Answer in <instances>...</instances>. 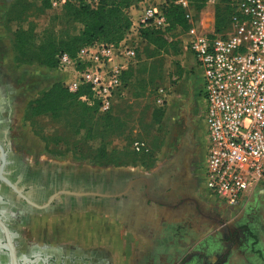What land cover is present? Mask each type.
<instances>
[{
    "label": "crops",
    "instance_id": "1",
    "mask_svg": "<svg viewBox=\"0 0 264 264\" xmlns=\"http://www.w3.org/2000/svg\"><path fill=\"white\" fill-rule=\"evenodd\" d=\"M15 1L0 0V210L9 208L12 202L14 156L24 153L31 157L27 158L29 162L40 160L47 145L34 122L42 116L28 115L30 102L55 83L66 80L57 69H51L56 72L47 81L39 80L42 65L17 62L14 37L5 21L6 11ZM130 14L136 15L135 11ZM29 80H35V85L28 86ZM186 142L182 152L172 153L170 145L163 147L150 168L135 164L87 172L89 180L97 176L102 180L100 189L85 182L71 186L70 180L66 181L67 189L57 191L38 180L35 186L39 194L44 190L58 193L57 211L53 207L50 210L52 220L59 226L69 221L68 235L51 241L53 255L67 257V264H72L73 258L78 259L75 264H196L197 251L209 258L225 253L232 246L229 236L224 245L217 240L216 245L208 247L209 252L204 251V245L217 239L219 228L226 225L221 218H230L234 211L208 192L204 185L206 154L196 150L191 140ZM37 170L43 171L37 172L41 175L48 174L42 167ZM98 193L102 198L99 204H93L92 194ZM109 200L115 202L113 212L108 210ZM37 203V209L42 208L39 210L47 207ZM242 212L238 219L244 217L246 210ZM43 216L30 213L27 219L31 221L24 226L37 235L38 220ZM251 221L245 216L239 223L250 227ZM253 224L255 227L250 230L257 240H248L223 264H264V224ZM188 256L191 257L186 260Z\"/></svg>",
    "mask_w": 264,
    "mask_h": 264
},
{
    "label": "rangeland",
    "instance_id": "2",
    "mask_svg": "<svg viewBox=\"0 0 264 264\" xmlns=\"http://www.w3.org/2000/svg\"><path fill=\"white\" fill-rule=\"evenodd\" d=\"M87 1L93 2V0ZM225 5L224 0H206L202 9L192 4L190 13L193 23L202 25L206 32L212 34L215 31L216 16L222 14ZM142 10L143 4L139 3L132 6L129 11H135L136 14H130L132 27L127 33L129 43L135 47L136 57L126 76L125 95L115 102L108 114L93 111L84 114L82 107L70 106L55 118L47 115L34 119L47 145L39 156L40 160L33 159L31 163L27 160V158L31 159L30 156L25 157L24 153H17L24 159L16 162L18 172L17 175H13V183L21 186L36 184L40 175L37 172H41L37 170L38 167L48 172L51 169H53L51 172L59 171L58 168L67 172L74 170L98 172L104 168L114 169L118 166L135 164L150 168L154 157L162 152L163 147L170 145L172 153L182 152V146L187 144L188 140L195 144V149L203 156L207 154L206 102L202 93L204 80L201 65L188 49V29L170 30L165 34L166 40L163 45L145 40L138 26ZM6 12L5 21L12 37L14 31L21 26L32 32L33 47L30 53L27 52L28 55L18 56L19 64L20 61L37 59V47L44 41L45 30H49L60 39L71 37L83 28L75 19L73 11L64 6L55 8L52 5L44 9L39 0H16ZM232 31V26L228 23L217 34L227 35ZM40 67L39 80L47 81L56 72L44 65ZM28 82V86L35 85V80ZM160 88L168 92V100L164 105L156 102L157 91ZM137 142L144 143L140 151L136 149ZM20 172H24L21 178ZM6 191L9 192L8 188ZM16 196L11 193L12 202L9 210L6 209L4 212L16 249L19 251L28 249L32 252L40 249L44 250V254H53L55 251L51 241L60 235H68L69 221L61 222L60 226L56 225L50 217L52 206L44 207V210L35 207L28 210L18 204V196ZM218 200L233 209L234 213L230 218L226 217V221L221 218L226 225L219 228L218 234L215 235L217 239L214 236L215 240L206 242L204 251L207 252L208 247L216 245L217 240L219 244L224 245L228 242L226 238L231 233L234 241L229 240L232 246L224 251L229 252L226 258L229 259L234 251L243 249L248 240H257L250 228L255 227L254 222L255 225L257 222L264 224V181L257 189L249 192L246 199L236 207L228 206L222 200ZM92 202L99 204L98 199H92ZM113 204L115 202L109 200V211H115L116 207ZM243 210H246L244 217L252 220L250 227L239 223V220L242 221L244 218L238 219L243 214ZM32 212L44 215L38 220L37 235H33L28 227L24 226L25 222L31 221L27 217ZM235 232H238L237 236ZM201 253L207 256L203 251ZM218 256L217 254L210 258L207 256L204 264L217 262ZM75 260L78 259L73 258L71 263L75 264ZM111 260L112 258L109 257V263ZM196 260V264H201L199 257ZM67 261V257H57L54 263L48 260L49 264H67Z\"/></svg>",
    "mask_w": 264,
    "mask_h": 264
},
{
    "label": "built area",
    "instance_id": "3",
    "mask_svg": "<svg viewBox=\"0 0 264 264\" xmlns=\"http://www.w3.org/2000/svg\"><path fill=\"white\" fill-rule=\"evenodd\" d=\"M66 3L51 0L55 8ZM233 3V31L227 35L209 34L193 23L190 0H144L138 26L166 31L164 7L175 4L186 10L188 49L201 65L204 80L205 185L212 196L236 207L264 181V0ZM135 57L126 35L119 44L87 45L75 57L60 53L57 70L66 76L69 92L82 91L79 100L105 114L125 95V73ZM167 100L168 92L158 89L157 104ZM143 146L136 143L138 151Z\"/></svg>",
    "mask_w": 264,
    "mask_h": 264
},
{
    "label": "trees",
    "instance_id": "4",
    "mask_svg": "<svg viewBox=\"0 0 264 264\" xmlns=\"http://www.w3.org/2000/svg\"><path fill=\"white\" fill-rule=\"evenodd\" d=\"M44 9L51 5V0H39ZM144 0H98L97 3L88 2L87 0H67L64 5L67 9L74 12L75 19L82 25V29L76 34L68 38H57L49 30H45V37L43 43L37 47V59L31 61H20V63H40L50 69H57L58 55L62 52L69 53L75 57L78 52L85 46L93 44L94 42H107L119 44L123 41L128 31L132 27V18L130 16V9L142 3ZM206 0H190V5L194 4L202 9ZM226 3L222 14H218L215 19L214 35L226 27L228 23L231 24L232 17L235 15L236 7L233 0H224ZM166 18L169 22V27L166 31H161L153 27L140 28V33L145 40L150 42L162 43L166 40L165 34L170 30L181 28L189 29L190 23L186 18V10L178 5L169 4L164 7ZM33 47V36L31 30L18 27L14 31V50L16 58L20 55H28ZM19 60V59H18ZM125 73V86L126 76ZM82 91L71 93L66 88L63 82H57L49 89L43 91L36 99L30 102L28 115L29 117H39L50 115L53 118L60 115V113L70 106H80L84 110L99 113L96 109L87 106L79 100ZM111 112V111H110ZM108 112V113H110ZM105 113V114H108ZM102 114V113H99ZM231 235V234H230ZM238 235V232H235ZM229 240L234 241L232 236ZM229 252H225L219 257L217 262L211 264H223L227 259ZM201 264L205 263V256H198Z\"/></svg>",
    "mask_w": 264,
    "mask_h": 264
},
{
    "label": "flooded vegetation",
    "instance_id": "5",
    "mask_svg": "<svg viewBox=\"0 0 264 264\" xmlns=\"http://www.w3.org/2000/svg\"><path fill=\"white\" fill-rule=\"evenodd\" d=\"M22 160L21 156H14L13 160H12V178L13 175H17L16 172H18L17 170V164L16 162ZM32 167V166H30ZM59 170V169H58ZM53 171V169L50 170V172H48V174L46 175H39L38 179L42 182V183H46L48 187H50L52 185V187L56 188V190H63V189H67V185L68 183L66 181H71L72 184H70L71 186L74 185L76 183H82L85 182L86 184L90 183L92 185L93 188H97L100 189L99 184L100 179L97 177L92 178L91 180H89V178L87 177V172H85L84 170H74L72 171V173L67 172L66 170H62V171H56V172H51ZM78 171V172H77ZM43 173V171H41ZM63 172V173H60ZM24 172H20L19 177L21 178L23 176ZM114 183V182H113ZM7 184V183H6ZM36 184H23L18 185L13 183V181L10 184V189H11V193H14L15 195H17L16 197L18 198V204L23 205L25 208H27L28 210H32L35 208H38V206L35 204L37 202H40L42 204H46L47 206H52L53 207V211H57V207L59 206L57 201V196L58 193H56L57 191H46L44 190L43 192H41L40 194L36 191ZM109 186H111V183L109 181ZM62 188V189H60ZM21 191H20V190ZM47 192V193H46ZM60 194H64V192L60 191ZM45 194V195H44ZM20 198V199H19ZM102 198V196H100V194H92V199L94 200H99ZM67 201V200H66ZM47 202V203H46ZM93 203V202H92ZM39 204V203H37ZM95 204V203H94ZM8 209V208H6ZM6 209H2L0 210V216L2 217V219L4 220L6 226L8 227V229L10 230L9 226L6 223L5 220V216L6 214H4V212L6 211ZM67 209V208H65ZM11 232V230H10ZM12 233V232H11ZM231 234V233H230ZM12 235V234H11ZM231 236V235H230ZM13 240V237H12ZM14 241V240H13ZM13 245L15 247L16 250V263L17 264H49L51 261L52 263L56 262L57 257L53 254H44V252H42V254H36L34 251H30V250H24V251H19L16 249V246L13 242ZM8 246V238L0 224V264H14L13 263V256L11 254V251L9 250ZM202 256L203 253H199L198 256ZM204 256V255H203ZM191 256H188L186 258L190 259ZM207 257V256H206ZM205 257V258H206ZM197 258V256H196ZM198 259V258H197Z\"/></svg>",
    "mask_w": 264,
    "mask_h": 264
},
{
    "label": "water",
    "instance_id": "6",
    "mask_svg": "<svg viewBox=\"0 0 264 264\" xmlns=\"http://www.w3.org/2000/svg\"><path fill=\"white\" fill-rule=\"evenodd\" d=\"M0 224H1V226H2V228H3V230H4L5 234H6V236L8 238V246L7 247L9 248V250L11 251V254L13 256V263L14 264H17L16 263V261H17V259H16L17 254H16L15 247L13 245L12 235H11L10 230L6 226L4 220L2 219L1 216H0Z\"/></svg>",
    "mask_w": 264,
    "mask_h": 264
}]
</instances>
